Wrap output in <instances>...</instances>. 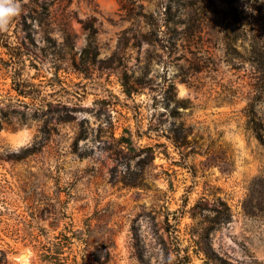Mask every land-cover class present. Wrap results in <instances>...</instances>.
I'll list each match as a JSON object with an SVG mask.
<instances>
[{
  "label": "rangeland",
  "instance_id": "1",
  "mask_svg": "<svg viewBox=\"0 0 264 264\" xmlns=\"http://www.w3.org/2000/svg\"><path fill=\"white\" fill-rule=\"evenodd\" d=\"M19 3L0 31L3 264H48L40 227L79 264H264V0Z\"/></svg>",
  "mask_w": 264,
  "mask_h": 264
},
{
  "label": "trees",
  "instance_id": "2",
  "mask_svg": "<svg viewBox=\"0 0 264 264\" xmlns=\"http://www.w3.org/2000/svg\"><path fill=\"white\" fill-rule=\"evenodd\" d=\"M254 129L260 140L263 139V134L260 131L258 124H255ZM35 241L40 244V259L42 262L48 264H79V262L74 259L70 260L65 256V247L71 244L70 237L64 234H60L53 239H50L46 235V230L44 228H38V234L34 237ZM110 256V252L106 253V259ZM95 258L98 262L102 261V252L100 249L95 253ZM7 261V252L5 250H0V264L3 261ZM8 262V261H7ZM177 264H190L187 260L179 261Z\"/></svg>",
  "mask_w": 264,
  "mask_h": 264
},
{
  "label": "clouds",
  "instance_id": "3",
  "mask_svg": "<svg viewBox=\"0 0 264 264\" xmlns=\"http://www.w3.org/2000/svg\"><path fill=\"white\" fill-rule=\"evenodd\" d=\"M20 12L19 0H0V31L6 30L11 20Z\"/></svg>",
  "mask_w": 264,
  "mask_h": 264
},
{
  "label": "bare ground",
  "instance_id": "4",
  "mask_svg": "<svg viewBox=\"0 0 264 264\" xmlns=\"http://www.w3.org/2000/svg\"><path fill=\"white\" fill-rule=\"evenodd\" d=\"M23 259H24L25 261H27L29 258H28V256L26 255Z\"/></svg>",
  "mask_w": 264,
  "mask_h": 264
}]
</instances>
